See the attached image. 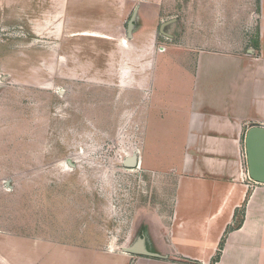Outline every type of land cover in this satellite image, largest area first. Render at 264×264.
Masks as SVG:
<instances>
[{"label": "rangeland", "instance_id": "1", "mask_svg": "<svg viewBox=\"0 0 264 264\" xmlns=\"http://www.w3.org/2000/svg\"><path fill=\"white\" fill-rule=\"evenodd\" d=\"M130 4L0 0V264H130L122 248L168 209L174 172L144 166L142 87L185 25L168 38L148 13L127 39Z\"/></svg>", "mask_w": 264, "mask_h": 264}, {"label": "crops", "instance_id": "2", "mask_svg": "<svg viewBox=\"0 0 264 264\" xmlns=\"http://www.w3.org/2000/svg\"><path fill=\"white\" fill-rule=\"evenodd\" d=\"M126 1L139 22L160 18L168 38L166 25L185 26L183 44L157 50L142 87L144 166L174 172L171 203L142 236L157 256H125L130 264H264V184L249 178L242 144L249 127H264V0Z\"/></svg>", "mask_w": 264, "mask_h": 264}, {"label": "water", "instance_id": "3", "mask_svg": "<svg viewBox=\"0 0 264 264\" xmlns=\"http://www.w3.org/2000/svg\"><path fill=\"white\" fill-rule=\"evenodd\" d=\"M136 20L137 7L133 10L127 22V39L132 37ZM243 146L246 170L249 178L256 183L264 184V127L260 125H252L249 127L243 137ZM123 165L125 167H137L138 160L136 153L126 156L123 160ZM122 250L126 253H134L142 256H157L147 250L143 237H138L130 246L123 247Z\"/></svg>", "mask_w": 264, "mask_h": 264}, {"label": "bare ground", "instance_id": "4", "mask_svg": "<svg viewBox=\"0 0 264 264\" xmlns=\"http://www.w3.org/2000/svg\"><path fill=\"white\" fill-rule=\"evenodd\" d=\"M122 42L125 43V44L127 43V41L125 39Z\"/></svg>", "mask_w": 264, "mask_h": 264}, {"label": "trees", "instance_id": "5", "mask_svg": "<svg viewBox=\"0 0 264 264\" xmlns=\"http://www.w3.org/2000/svg\"><path fill=\"white\" fill-rule=\"evenodd\" d=\"M221 245H222V243H221Z\"/></svg>", "mask_w": 264, "mask_h": 264}]
</instances>
